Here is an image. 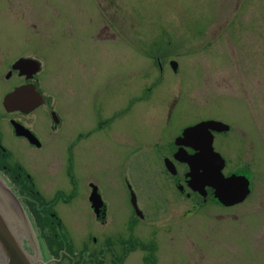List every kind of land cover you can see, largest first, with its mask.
Returning a JSON list of instances; mask_svg holds the SVG:
<instances>
[{
  "label": "rangeland",
  "instance_id": "374dc122",
  "mask_svg": "<svg viewBox=\"0 0 264 264\" xmlns=\"http://www.w3.org/2000/svg\"><path fill=\"white\" fill-rule=\"evenodd\" d=\"M0 46L8 66L21 57L41 63L40 87L64 119L53 146L11 143L46 192L61 185L77 129L96 127L74 148L82 182L59 208L64 233L54 230L72 251L96 253L104 233L126 227L121 240L133 235L146 247L121 264H146L150 243L159 247L156 264H264V0H0ZM13 87L0 81V97ZM170 110V129L212 118L232 127L218 147L226 172L251 174L245 203L151 193L144 157ZM89 183L108 202L105 225L90 209ZM128 185L146 217L129 233Z\"/></svg>",
  "mask_w": 264,
  "mask_h": 264
},
{
  "label": "flooded vegetation",
  "instance_id": "af4514ba",
  "mask_svg": "<svg viewBox=\"0 0 264 264\" xmlns=\"http://www.w3.org/2000/svg\"><path fill=\"white\" fill-rule=\"evenodd\" d=\"M3 51L4 49L0 46V54H2ZM23 58L26 57H21L13 61L9 66L4 60L0 59V81L2 83H7L9 81L14 82L13 89L0 97V170L9 180L16 194L20 196V200L22 201L24 208L31 214H34V222L35 226H37L36 228H39L43 231H54V229L63 228L64 226L59 216V208L68 205V197L77 194L78 186L81 184L78 179L80 176L77 174L76 162L73 159L74 148L81 138L87 136L88 133L96 127L89 128V126H87L85 123H82L81 127L77 129L79 135L69 146L70 160H65L63 170L61 171V185L59 188L53 190L50 194L46 192L47 189H44L42 186L40 179L41 177L39 175L32 176L29 174L24 161L17 156L16 151L11 146V143H20L30 151H41L48 148L49 146H53L55 145L58 138H60L59 133L61 131L60 129L64 125V119L59 112L56 99L54 97L53 99L52 97L47 96L40 87V79L38 76L40 75L41 70L37 74L32 75L14 68L15 64ZM29 58L33 59L31 57ZM19 88H26L29 90V93H34L35 89L43 96V102L38 106H32L34 103H31L30 105L24 104L16 110H8L4 105L5 98ZM36 100L37 99L29 100L28 102H35ZM172 117L173 112L170 110L166 124L167 127L158 132L157 142L149 146L154 154L146 153L144 157L148 170L145 169V172H142L141 174L144 176L141 177H145V174H151L149 184L153 190L150 189V191L162 201L167 200V198L170 197H168V195L177 193V195L181 196L182 198L199 200L202 202V206L203 204H206L208 200L214 201L220 205L214 199L213 190L211 188H207L206 190L208 193L207 199H204L200 193L194 192L191 188H189V182L186 179V175L189 172V166L185 163L177 161L175 155L181 148H183L189 155L196 154L197 150L191 146H180L177 144L178 139L182 137L183 132L187 127H178V129L168 128ZM101 118L100 112L97 111L96 125L101 124ZM206 120L220 121L218 119L212 118L203 119L199 122ZM112 121L115 122L116 119H111V122ZM18 127L28 130L32 136L28 137L26 135H18ZM99 127L100 126H98L97 129ZM230 133H232L231 126L227 132L220 133L217 131H212L214 149L224 158L226 162V166L223 171L225 176H230L233 173L237 175L240 174L233 171L230 173L226 172L229 164L228 159L218 147L220 143L226 144L229 142L230 137H228V134ZM203 141L204 138L197 137L195 139V145L199 147L200 143ZM168 162H172L174 165H171V169L168 168ZM243 175L251 179L250 173L247 172ZM144 180H146V177ZM29 181L32 182L30 183ZM107 183L109 184V180ZM252 184L253 182L251 179V192L253 190ZM93 186L97 188L103 202L100 216L95 214V210L90 201L91 195L94 191ZM88 190L89 205L92 214L95 220H97L98 224L100 223V225H105L108 218L110 217V208L108 202L102 197L100 189L94 183H89ZM129 195L131 200L132 189L130 188ZM196 204L197 208H199V203L197 202ZM140 210L143 213V217H140L136 214L132 205L131 215L126 222L128 233L132 232L136 226L135 217H137L139 220L146 219L144 211L142 209ZM50 217L53 219L58 217L57 225L52 223ZM125 228L126 227H124L123 230ZM123 230H113L112 232L104 233L102 240L104 242L99 246L96 253H86L84 249L81 252L70 251V253H68V251L65 253L63 250L59 253L58 258H56L54 254H51L52 258L49 262L52 264H66L67 262H69V264H105L106 261L112 260L114 263L120 264V261L118 260L119 258L122 256L126 257V255H129L133 249L137 248V244L135 242L131 243L133 239H136L135 236L131 235L128 239L121 240V232ZM139 242L142 243L141 241ZM152 247H156L158 253L159 247L157 243H150L146 250H150L151 252ZM52 248L55 249L56 246L52 245Z\"/></svg>",
  "mask_w": 264,
  "mask_h": 264
},
{
  "label": "water",
  "instance_id": "95a60500",
  "mask_svg": "<svg viewBox=\"0 0 264 264\" xmlns=\"http://www.w3.org/2000/svg\"><path fill=\"white\" fill-rule=\"evenodd\" d=\"M29 67L23 69V67ZM172 69L177 71L178 63L171 62ZM15 69L24 73L35 75L40 70V63L32 59H20L14 66ZM26 88H19L9 94L4 101L8 110H15L21 105L38 106L43 102L39 92L34 89L28 92ZM30 97V98H29ZM28 99V100H27ZM37 99L35 102L29 100ZM24 101V103H23ZM23 103V104H22ZM230 126L220 121L209 120L200 122L184 130L182 137L178 139L180 146H191L199 153L189 155L181 148L175 155L176 160L188 164L190 171L186 175L189 187L201 194L204 198L208 196L206 189L214 191L215 199L225 207H234L243 204L251 194V183L245 175L232 174L225 177L223 170L226 162L223 157L214 150L212 130L226 132ZM18 135H32L22 127L17 128ZM197 137L204 138L200 146L195 145ZM171 169L172 162H168ZM131 188V187H130ZM90 201L95 214L100 216L103 206L101 195L93 186ZM132 205L138 216L143 217L138 207L136 194L132 191ZM44 256V250L39 236L34 228L32 220L16 196L13 189L3 179L0 173V264H48Z\"/></svg>",
  "mask_w": 264,
  "mask_h": 264
},
{
  "label": "trees",
  "instance_id": "16d2710c",
  "mask_svg": "<svg viewBox=\"0 0 264 264\" xmlns=\"http://www.w3.org/2000/svg\"><path fill=\"white\" fill-rule=\"evenodd\" d=\"M37 218V217H36ZM49 223V222H48ZM59 230L58 231H51V236L45 235V241L47 248L50 250L51 254H54L56 258L59 257V253L65 249L68 252L72 251L71 246L67 247V242L63 238H59ZM52 245H55L56 248H52ZM156 247H152V251L150 255H148L145 259L146 264H156Z\"/></svg>",
  "mask_w": 264,
  "mask_h": 264
},
{
  "label": "bare ground",
  "instance_id": "6f19581e",
  "mask_svg": "<svg viewBox=\"0 0 264 264\" xmlns=\"http://www.w3.org/2000/svg\"><path fill=\"white\" fill-rule=\"evenodd\" d=\"M27 68H29L28 66L27 67H23V69L25 70V69H27ZM13 93V92H12ZM20 106L21 105H19L18 107L20 108ZM16 109H18V108H16ZM15 109V110H16ZM1 171V170H0ZM7 183H8V185L12 188V185H11V183L9 182V180L8 179H5V178H3Z\"/></svg>",
  "mask_w": 264,
  "mask_h": 264
}]
</instances>
